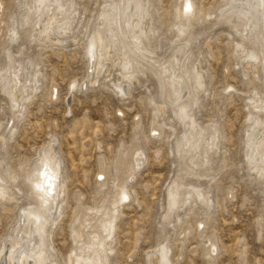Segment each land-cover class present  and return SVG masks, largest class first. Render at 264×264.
I'll return each instance as SVG.
<instances>
[{"label":"rangeland","instance_id":"1","mask_svg":"<svg viewBox=\"0 0 264 264\" xmlns=\"http://www.w3.org/2000/svg\"><path fill=\"white\" fill-rule=\"evenodd\" d=\"M28 1L0 0V80L10 76L9 70L5 73L7 54L14 57V70L21 66L27 71L22 73L26 85L33 70L38 73H34L38 89L28 100L20 99L28 92L26 87L15 85L14 97L22 101L20 112L0 83L4 137L0 172L15 179L6 177L5 183L7 196L14 200L0 201V244L16 228L18 208L32 202L23 176L47 147L60 160L64 184L63 202L53 216L56 222L47 227L52 264H70L72 248L95 229L115 180L125 176L118 167L139 149L144 158L127 179L128 200L116 205L112 219L108 264H158L157 251L164 242L170 264H264V183L243 156L249 118L264 119L262 109L254 110V104L264 100L262 57L250 60L246 53H258L257 47L249 37H242L243 29L236 28L233 20L219 15L228 0H192L188 20L179 13L181 0H141L147 49L162 61L178 57L186 46V64L202 78L194 114L208 131L215 124L218 132L214 145L207 148L205 163L197 160L195 167H188L177 155L175 142L181 129L147 65L142 70L133 67L136 72L130 80L120 76L123 71L113 60L115 51L102 60L98 74L93 73L91 61L89 66L88 36L98 26L103 0H72L77 10L62 44L30 42L28 26L10 40ZM118 85L124 96L116 94ZM174 179L198 188L210 204L204 206L192 197L176 210L180 222L174 215L163 221L166 188ZM74 230L80 234L76 242Z\"/></svg>","mask_w":264,"mask_h":264},{"label":"bare ground","instance_id":"2","mask_svg":"<svg viewBox=\"0 0 264 264\" xmlns=\"http://www.w3.org/2000/svg\"><path fill=\"white\" fill-rule=\"evenodd\" d=\"M143 4L141 0H103L97 15L98 26L88 36L86 58L89 66L90 61L92 63L93 73L98 74L103 68L102 60L109 57L110 51H115L113 60H117V66L123 71L120 76L124 80L134 77L136 71L133 67L142 70L144 65H147L150 72L156 77L166 103L170 104L174 122L181 129L175 142L177 155L188 167H195L197 160L202 164L205 163L207 148L214 145L218 128L217 125L212 124L210 125L211 131H208L206 125L198 123L195 117L194 107L198 105L197 90L202 88L203 83L201 75L194 71V67L186 64L185 56L188 54L186 46L181 47L182 51H179L178 57L177 55L174 57V55L169 60L162 61L154 57L153 52L147 49L144 43L147 38L144 35L143 22L146 12H144ZM186 4L189 5L187 12L185 11ZM192 9V0H181L179 13L185 20L191 17ZM76 10L72 0H29L25 15L21 17L22 20L20 19L17 28L11 29L10 40L18 36V30H23L28 26L30 42L45 40L62 44L72 28ZM219 15L233 20L236 28L243 29L242 37H249L251 43L257 47L258 53L250 50L246 56L250 60H256L261 54V71L264 75V0H228V4L220 10ZM183 27L184 25L181 24L178 31L182 32ZM245 30L246 33H244ZM31 32H35L37 35L34 36ZM51 35L55 38H51ZM186 44H188L187 40ZM178 45L181 46V44ZM175 50H179L178 46ZM6 57L8 65L5 73L8 75L9 70L10 76L8 79L0 80L1 87L3 92L10 96L12 106H15L17 112H20L22 101L28 100V97L38 89L36 79L38 73L33 70V76L26 85L25 79H22L26 70L21 66L14 70L11 65L14 57L10 54H7ZM154 64L155 66H152ZM92 68H88L90 72H92ZM34 73L36 74L34 75ZM17 83H21V87H26L28 91L23 92V96L20 94L22 100L20 103L17 102L13 94L16 92L15 85ZM72 88H74V82L70 85V90ZM114 90H116V94L124 96L121 86H114ZM53 97L54 94H52ZM258 102L254 104V110L258 112L259 109H262L264 113V100H258ZM249 122L248 128L246 127L247 129L244 130L243 156L249 170L264 183V119L251 116ZM6 128L8 127L6 126ZM12 129L13 125L11 124L9 134ZM3 140L4 137L0 135V141ZM142 158L144 156L141 150H133L128 161L120 164L118 170L125 176L115 180L111 199L95 220L93 226L95 229L85 233L84 240L72 248L70 264H108L107 251H111V248L110 242L107 241L111 240L115 208L119 202L128 200L126 182L127 179L129 182L133 170L140 167ZM40 172L45 173L43 179H48L49 176L55 177L51 182V193L36 190L35 184L41 182L42 179L39 175ZM6 177L15 180L14 176L5 175V171L1 170L0 201H13L14 198L8 197L5 192ZM23 178V183L28 187L29 194L32 196V202H27L18 208L16 228L10 230L11 236L4 240L6 243L0 244V264H52L55 259L49 243L50 233L47 227L54 226L56 219L53 216L58 214L63 202L60 199L64 187L60 179V160L47 147H44L40 150V155L34 160L32 166L24 173ZM166 190L165 209L161 217L163 221L174 215L176 221L180 222L181 219L180 216H177L176 210L189 202L192 197L204 206L210 204V200L198 188L186 186L182 180L174 179ZM122 196H126L127 199H122ZM94 211L96 214L99 213L101 207L95 208ZM160 225L162 227L163 223ZM200 226L202 224L198 222V228ZM76 238H80V234L74 230L73 241ZM210 248H216V246L210 244ZM168 251L166 242H164L157 251L158 264H170Z\"/></svg>","mask_w":264,"mask_h":264},{"label":"snow or ice","instance_id":"3","mask_svg":"<svg viewBox=\"0 0 264 264\" xmlns=\"http://www.w3.org/2000/svg\"><path fill=\"white\" fill-rule=\"evenodd\" d=\"M189 10V5H185V11L187 12ZM46 166V165H45ZM41 179V182H38L35 184V188L37 191H42L45 193H51L52 191V181L55 179V177L49 176L48 179H43L45 173L44 172H40L39 173ZM122 199H127L126 196H122Z\"/></svg>","mask_w":264,"mask_h":264}]
</instances>
